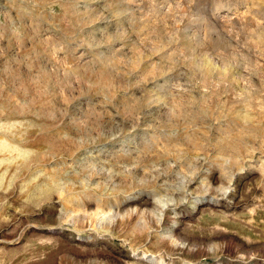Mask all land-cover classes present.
Masks as SVG:
<instances>
[{"label":"rangeland","instance_id":"374dc122","mask_svg":"<svg viewBox=\"0 0 264 264\" xmlns=\"http://www.w3.org/2000/svg\"><path fill=\"white\" fill-rule=\"evenodd\" d=\"M0 264H264V0H0Z\"/></svg>","mask_w":264,"mask_h":264}]
</instances>
